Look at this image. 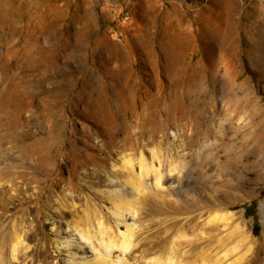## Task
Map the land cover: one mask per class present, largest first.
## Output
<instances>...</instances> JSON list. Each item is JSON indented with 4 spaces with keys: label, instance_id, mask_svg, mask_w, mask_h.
<instances>
[{
    "label": "rangeland",
    "instance_id": "rangeland-1",
    "mask_svg": "<svg viewBox=\"0 0 264 264\" xmlns=\"http://www.w3.org/2000/svg\"><path fill=\"white\" fill-rule=\"evenodd\" d=\"M247 138L262 159L264 0H0V264H264Z\"/></svg>",
    "mask_w": 264,
    "mask_h": 264
},
{
    "label": "bare ground",
    "instance_id": "bare-ground-1",
    "mask_svg": "<svg viewBox=\"0 0 264 264\" xmlns=\"http://www.w3.org/2000/svg\"><path fill=\"white\" fill-rule=\"evenodd\" d=\"M233 148L230 150V153L225 155V159L228 163V174L232 176L231 178L234 180H237L241 178L242 173H245L246 171L253 170L256 175L263 180V186L260 187L262 191H264V157L262 159H259V157L256 155L255 150L257 146L254 145V138H247L244 140L243 143H238L236 139H232ZM261 153V152H260ZM156 154L153 155V160L155 159ZM131 164V160H124L123 164L121 166V171H124L127 166ZM141 172L139 176L133 175L131 177V180L129 183L134 186V188L137 191V194L139 192V188L141 185H148L146 184L147 181L145 180L150 172H156V187L160 186L161 184V176L160 171H157L153 168V166L148 165L144 157L142 156L140 158L139 163ZM241 187V186H240ZM239 186L236 185V189H238ZM109 197L112 200H115V209L113 211V216L117 218V221L123 222L124 218V208H134L133 204L131 202L125 201L121 196L118 195L117 191L109 192ZM262 213H264V207H262ZM82 238H86L87 240H90L91 237L87 235L83 231H79ZM78 233V234H79ZM20 241V240H19ZM21 242L17 243V246H20ZM110 248L117 247L121 248L124 251L129 250L131 247L130 243L127 240L122 241V244L120 246H117L114 243H109L107 245ZM106 247V246H105Z\"/></svg>",
    "mask_w": 264,
    "mask_h": 264
},
{
    "label": "trees",
    "instance_id": "trees-1",
    "mask_svg": "<svg viewBox=\"0 0 264 264\" xmlns=\"http://www.w3.org/2000/svg\"><path fill=\"white\" fill-rule=\"evenodd\" d=\"M246 209V217L247 218H254L255 224H254V234L257 235V231L260 229V226L257 224L256 221V205L252 204L251 206L245 207Z\"/></svg>",
    "mask_w": 264,
    "mask_h": 264
}]
</instances>
